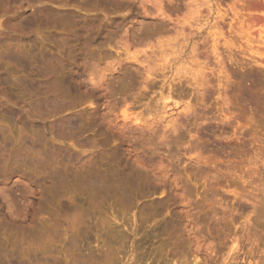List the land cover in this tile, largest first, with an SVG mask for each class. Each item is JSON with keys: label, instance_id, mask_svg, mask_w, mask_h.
I'll use <instances>...</instances> for the list:
<instances>
[{"label": "rangeland", "instance_id": "obj_1", "mask_svg": "<svg viewBox=\"0 0 264 264\" xmlns=\"http://www.w3.org/2000/svg\"><path fill=\"white\" fill-rule=\"evenodd\" d=\"M0 264H264V0H0Z\"/></svg>", "mask_w": 264, "mask_h": 264}, {"label": "bare ground", "instance_id": "obj_2", "mask_svg": "<svg viewBox=\"0 0 264 264\" xmlns=\"http://www.w3.org/2000/svg\"><path fill=\"white\" fill-rule=\"evenodd\" d=\"M104 3H105V2H104ZM124 5H125V4H124ZM250 6H251V5H250ZM244 7H245V9H244L245 11H246V8H247V11H246L244 14H245V15L247 14V17H246V18H249V17L251 16V11H250V9H249L250 7H249L248 4H247V6H245V4H244V5H243V8H244ZM241 11L243 12V10H241ZM234 12H235V11H234ZM243 19H245V18H243ZM144 25H146V24H144ZM146 27H147V26H146ZM140 29H141V28H140ZM151 29H152V28H151ZM142 30H146V29H142ZM142 32H143V31H142ZM135 33H136V32H135ZM143 33H144V32H143ZM145 33H146V32H145ZM105 34H106V33H105ZM132 34H133V33H132ZM139 34H140V32H139ZM144 35H145V34H144ZM144 35H143V36H144ZM147 35H149V34H147ZM137 36H138V35H137ZM87 37H88V36H87ZM98 37H99V36H98ZM112 37H113V36H112ZM131 37H132V36H131ZM145 37H146V35H145ZM105 38H107V37H105ZM75 39H76V38H74V40H75ZM80 39H81V38H80ZM80 39H79V37H77L76 42H79ZM131 39H132V38H131ZM137 39H138V38H137ZM72 40H73V38H72ZM78 40H79V41H78ZM91 40H92V39H91ZM112 40H113V39H112ZM125 40H126V38H125ZM93 41H94V40H93ZM108 41H109V40H108ZM73 42H74V41H73ZM76 42H75V43H76ZM87 42H88V41H87ZM80 43H82V41H81ZM125 43H127V42H125ZM76 44H77V43H76ZM83 44H85V43L83 42ZM94 45H95V44H94ZM72 46H73V48H74L75 44H74V45L72 44ZM76 47H77V46H76ZM87 47H88V46H87ZM95 47H96V46H95ZM80 48H81V46H80ZM90 48H91V47H90ZM91 49H92V48H91ZM91 49H89V50L91 51ZM101 49H102V48H101ZM98 50L100 51V49H98ZM104 50H105V49H104ZM73 51H74V50H73ZM85 51H86V50H85ZM74 52H75V51H74ZM81 52H82V51H81ZM83 52H84V51H83ZM86 52H87V51H86ZM91 52H92V51H91ZM84 53H85V52H84ZM88 53H89V52H88ZM94 53H95V52H94ZM100 53H101V51H100ZM101 54H102V53H101ZM105 54H106V53H105ZM105 54H104V55H105ZM87 56H88V55H87ZM90 56H91V55H90ZM101 56H102V55H101ZM131 57H132V56H131ZM127 59H128V58H127ZM117 61H118V60H117ZM119 63H120V62H119ZM121 63H123V62H121ZM114 64H115V63H114ZM115 65H118V64H115ZM120 68H121V67H120ZM127 68H128V67H127ZM112 69H113V68H112ZM108 71H109V70H108ZM116 71H117V70H116ZM111 72H112V71H111ZM106 73H107V72H106ZM97 74H98V73H97ZM122 74H123V73H122ZM135 75H136V74H135ZM100 76H101V75H100ZM114 76H115V75H114ZM132 76H133V75H132ZM132 76H131V77H132ZM107 77H109V76L107 75ZM116 77H117V76H116ZM119 77H120V76H119ZM119 77H118V78H119ZM131 77H130V78H131ZM97 78H98V77H97ZM103 78H104V77H103ZM114 78H115V77H114ZM118 78H117V80H119ZM125 78H126V77H125ZM98 79L100 80V77H99ZM108 79H109V78H108ZM111 79H112V78H111ZM122 79H123V78L121 77V80H122ZM99 80H98V81H99ZM117 80H116V81H117ZM121 80H120V82H118L119 85L117 84L118 87L122 85V84H120V83H122ZM91 81H92V80H91ZM104 81H105V80H104ZM112 81H113V80H112ZM93 82H94V81H93ZM96 82H97V81H96ZM136 82H137V81H136ZM102 83H103V82H102ZM116 83H117V82H116ZM123 83H125V82H123ZM129 83H130V82H129ZM93 84H94V83H93ZM95 84H96V83H95ZM95 84H94V85H95ZM99 84H100V83H99ZM96 85H97V84H96ZM101 85H102V84H100V85H98V86H101ZM104 85H105V84H104ZM126 85H127V84H126ZM106 86H107V85H106ZM133 86H134V85H133ZM116 87H117V86H116ZM108 88H109V87H108ZM110 88H111V87H110ZM118 89H119V88H118ZM118 89H117V90H118ZM114 90H115V89H114ZM86 93H87V92H86ZM91 93H92V92H91ZM113 93H114V92H113ZM93 111H94V110H93ZM93 111H92V112H93ZM96 112H97V111H96ZM94 113H95V112H93L92 114H94ZM111 113H112V112H111ZM124 113H125V112H124ZM90 115H91V114H90ZM90 115H89V116H90ZM100 115H101V114H100ZM105 115H107V114H105ZM91 116H92V115H91ZM102 116L104 117L103 114H102ZM102 116H100V117H102ZM124 116H125V115H124ZM81 117H82V116H81ZM81 117H80V118H81ZM86 117H87V116H86ZM86 117H85V118H86ZM98 117H99V116H98ZM98 117L95 118V117L93 116L94 119L90 117L91 119H93V120L90 119V121L93 122L95 119L97 120ZM103 117H102V118H103ZM106 117H107V116H106ZM82 118H83V117H82ZM102 118H99V121H101L102 123H103L104 121L106 122L107 119L104 120V121H102ZM109 118H110V117H109ZM83 119H84V118H83ZM104 119H105V118H104ZM127 119H128V118H127ZM87 120H88V119H87ZM135 120H136V119H135ZM78 121H79V119H78ZM83 121H84V120H83ZM85 121H86V120H85ZM85 121H84V122H85ZM88 121H89V120H88ZM99 121H98V124H99V123L101 124V122H99ZM108 121H109V120H107V122H108ZM110 121H112V120H110ZM139 121H140V120H139ZM79 122H81V119H80ZM91 122H89V123H91ZM95 122H96V121H95ZM76 123L79 124L78 122H76ZM86 123H87V122H86ZM126 123H127V122H126ZM136 123H137V122H136ZM80 124H81V123H80ZM91 124L94 125V122L91 123ZM91 124H90V125H91ZM83 125H85V124H83ZM95 125H96V123H95ZM95 125H94V129H95ZM101 125H102V124H101ZM87 126H88V125H87ZM99 126H100V125H99ZM103 126H104V125H103ZM108 126H109V125H108ZM108 126H107V128H108ZM125 126H126V125H125ZM137 126H138V125H137ZM82 127H83V126H82ZM88 127H89V126H88ZM90 127L92 128L93 126H90ZM104 127H105V126H104ZM109 127H110V126H109ZM122 127H124V126H122ZM73 128H74V127H73ZM76 128H77V127H76ZM80 128H81V126H80ZM105 128H106V127H105ZM105 128H104V130H105ZM77 129H78V128H77ZM111 129H112V128H111ZM72 130H74V129H72ZM97 130H98V129H97ZM102 130H103V129H102ZM107 130H108V129H107ZM111 131H112V130H111ZM121 131H122V130H121ZM96 132H98V131H96ZM99 132H100V131H99ZM103 132L105 133V131H103ZM112 132L115 133L114 130H113ZM109 133H110V132H109ZM117 133H118V132H117ZM72 134H73V133H72ZM106 134H107V131H106ZM118 134H120V133H118ZM98 135H99V133H98ZM103 135L105 136V134H103ZM107 135H108V134H107ZM112 135H113V134H112ZM114 135H115V134H114ZM100 136H101V135H100ZM100 136H99V137H100ZM123 136H124V135H123ZM112 137H113V136H112ZM117 137H118V136H117ZM119 137H120V136H119ZM121 137H122V135H121ZM71 138H72V137H71ZM106 138H107V137H106ZM121 139H122V138H121ZM112 140H113V138H112ZM115 140H116V139H115ZM122 140H123V139H122ZM122 140H121V141H122ZM135 140H136V139H135ZM82 141H83V140H81V142H82ZM81 142H79V143L82 144ZM88 142H89V141H88ZM97 142H98V141H97ZM116 142H117V141H116ZM119 142H120V141H119ZM135 142H136V141H135ZM77 143H78V141H77ZM83 143H84V142H83ZM85 143H86V142H85ZM86 144H88V143H86ZM94 144H96V143H94ZM118 144H119V143H118ZM137 144H138V143H137ZM84 145H85V144H84ZM88 145H90V143H89ZM135 145H136V144H135ZM82 146H83V145H82ZM97 146H99V145H97ZM83 147H84V146H83ZM121 147H122V146H121ZM119 148H120V147H119ZM117 149H118V148H117ZM117 149L115 148V150H117ZM120 149H121V148H120ZM120 149H119V150H120ZM133 149H134V148H133ZM111 150H112V149H111ZM111 152H112V151H111ZM114 152H115V151H114ZM114 152H112V153H114ZM116 152H117V151H116ZM117 153H118V154L121 153V154H120V157H119V158H120L119 160H121V155H123V154H122L123 152H120V153L117 152ZM110 154H111V153H110ZM110 154H109V155H110ZM115 154H116V153H115ZM111 155H112V154H111ZM117 156H119V155H117ZM125 156H126V155H125ZM135 156H136V155H135ZM109 157H110V156H109ZM111 157H113V155H112ZM126 157H127V156H126ZM71 158H72V157H71ZM97 158H98V157H97ZM113 158H115V157H113ZM113 158H111V159H113ZM117 158H118V157H117ZM122 158H123V156H122ZM132 158H133V161H132V162L135 163V162H134V159H136V158H134V157H132ZM92 159H93V158H92ZM92 159H91V160H92ZM106 159H107V157H106ZM109 159H110V158H109ZM109 159H108V160H109ZM111 159L109 160V162H110V161L112 162ZM123 159H125V158H123ZM119 160H118V161H119ZM128 160H129V159H128ZM141 160H143V159H141ZM141 160H139V162H140ZM95 161H96V159H94V162H95ZM106 161H107V160H106ZM113 161H114V162H113L114 165L111 164V163H110V165H113V166H114V169H115V162H116V163H118V162L115 161L114 159H113ZM121 161H122V160H121ZM136 161H137V160H136ZM69 162H70V161H69ZM71 162H72V161H71ZM107 162H108V161H107ZM125 162H126V161H125ZM125 162H121V163H125ZM139 162H138V164H140V166L142 165V167H143V166H144V163H143L142 161H141V162H142L143 164H142V163H139ZM92 163H93V161H92ZM92 163H91V165H90V163H89L88 165L92 166ZM127 163H128V162H127ZM127 163H126V164H127ZM136 163H137V162H136ZM119 164H120V163H119ZM128 164H129V163H128ZM138 164H135V165L139 166ZM82 165H83V167H84V164H82ZM96 165H97V163H96ZM96 165H94L95 168H96ZM107 165H108V164H107ZM116 165H117V164H116ZM121 165H122V164H121ZM121 165H119V166H121ZM130 165H132V163H131ZM130 165H126L125 167L122 166L123 168H122V167H117L116 170H113L114 172H111L112 174H114V173H116L115 171L119 170V171H117V174H114V175H113V176H115V175H116V176H115V178H114V183H115V185H112V188H113V187H117V188L119 189V190H118L117 188H115V189H116V194H117V195H120L119 198H117V195H116V198H117V199H122V202H124V203H125V199H127V198H126L127 195L124 196V195H125V192L130 191V190H132L133 188H135V189H133V191H134V190H136L138 187H139V189L141 190L142 187H144V186H141V185H143L145 182H146V184H147V187H151V186H152V184L150 183V181H151L152 179L149 180L152 176H151V177L148 176V173H146V172H144V173L142 174L141 170H140V171L138 170L139 167L136 168L135 165H134V166H133V165L130 166ZM147 165H148V164H147ZM90 166H89V168H90ZM99 166H100V165H99ZM150 166H151V165H150ZM150 166H149V167H150ZM97 167H98V166H97ZM108 167L112 168V166H108ZM152 167H153V166H152ZM99 168H100V167H99ZM120 168H121V169H120ZM86 169H88V167H87ZM103 169H105V168H103ZM112 169H113V168H112ZM112 169H111V171H112ZM139 169H140V168H139ZM83 170H84V169H83ZM90 170H91V169H90ZM90 170L88 169L89 172H90ZM96 170H99V169H96ZM96 170H95V171H96ZM106 170H107V169H106ZM86 171H87V170H85L84 172H86ZM103 171H104V170H103ZM109 171H110V169H109ZM109 171H108V173L111 174ZM146 171H147V169H146ZM81 172H82V171H81ZM89 172H88V175H87V176L90 175ZM100 172H101V171L99 170V173H100ZM105 172H106V171H105ZM118 172H119V173H118ZM148 172L150 173V171H148ZM82 173H83V172H82ZM86 173H87V172H86ZM91 173H92V172H91ZM94 173H95V172H94ZM94 173H93V174H94ZM96 173H98V171H96ZM152 173H153V172H152ZM100 174H102V173H100ZM97 175H98V174H97ZM149 175H150V174H149ZM79 176H80V174H79ZM92 176H93V175H92ZM102 176H103V175H101V176L99 175V177H98V176L96 177V175L94 174V176L91 177V178H90V176L87 177V179L90 178L89 180L86 179V180H87V181H86V180L84 179L86 183H85V182H81V183H82V184L84 183V184L88 185V187H89V185H91L92 187H90L89 189H91V188L93 189V187H94V188L98 187L99 189H97V190H99V191H100V188L103 187L105 190H104V189H102V190H103V192H105L106 189H107V188H105V187H107L106 185H107L108 182H107V181L105 180V178H104L105 175H104V177H102ZM109 176H110V175H109ZM100 177H101V178H100ZM107 177H108V175H107ZM111 177H112V176H111ZM149 177H150V178H149ZM84 178H85V177H84ZM103 178H104V179H103ZM108 178H110V177H108ZM108 178H107V179H108ZM152 178H153V177H152ZM110 179H111V178H110ZM112 179H113V178H112ZM112 179H111V180H112ZM143 180H144V181H143ZM153 181H154V180H153ZM88 182H89V184H88ZM109 182H110V180H109ZM142 182H144V183H142ZM82 184H79V185H81V187H82V186L84 185V184H83V185H82ZM108 184H111V182L108 183ZM112 184H113V182H112ZM148 184H149V185H148ZM150 184H151V186H150ZM86 185H85V187H87ZM144 185H145V184H144ZM110 186H111V185H110ZM140 186H141V188H140ZM145 187H146V185H145ZM82 188H83V187H82ZM110 188H111V187H110ZM110 188H109V186H108V189H107V190L109 191ZM130 188H131V189H130ZM129 189H130V190H129ZM139 189H138V190H139ZM149 189H150V188H149ZM85 190H86V189H85ZM117 190H118V191H117ZM126 190H127V191H126ZM89 191H90V190H89ZM92 191L94 192L95 189H93ZM99 191H98V193H99ZM108 191H106V192H108ZM110 191L112 192V190H110ZM110 191H109V192H110ZM136 191H137V190H136ZM106 192H105V193H106ZM118 192H119V194H118ZM134 192H135V191H134ZM140 192H141V191H140ZM94 193L97 194L96 191H95ZM94 193H93V194H94ZM100 193H102V191H101ZM114 193H115V192H114ZM127 193H128V196H127V197L129 198V193H132V192H127ZM102 194H103V193H102ZM121 194H122V196H121ZM133 194H134V193H133ZM133 194H132L131 196H133ZM141 194H142V193H141ZM114 195H115V194H114ZM137 195H138V194H137ZM95 196H96V195H95ZM131 196H130V197H131ZM138 196H139V195H138ZM112 197H113V196H112ZM114 197H115V196H114ZM122 197H123V198H122ZM124 197H125V199H124ZM133 197H134V196H133ZM116 198H115V200H117ZM96 199H97V198H96ZM111 199H112V198H111ZM129 199H132V197L129 198ZM123 200H124V201H123ZM117 201H118V200H117ZM129 201H130V200H129ZM118 202H119V201H118ZM127 202H128V201H127ZM127 202H126V203H127ZM130 202H131V201H130ZM130 202H128V203H130ZM132 202H133V199H132ZM120 203H121V201H120ZM103 218H104V217H103ZM106 221H107V219H106ZM106 221H104L103 224H104V223H106V225L109 224V222L107 223ZM104 225H105V224H104ZM101 226H102V225H101ZM110 226L113 227L112 224H111ZM95 227H97L96 229H98V225L95 226ZM107 227H108V226H107ZM109 228H110V227H109ZM80 229H81V228H80ZM80 229H79V230H80ZM101 229H103V228H101ZM111 229H112V228H111ZM114 230H115V229H114ZM114 230H112V231H114ZM116 230H117V228H116ZM116 230L114 231V233H115V232H118V231H116ZM118 230L121 231V229H118ZM88 231H89V230H88ZM101 231H102V230H101ZM120 231H119V232H120ZM102 232L104 233L105 230L103 229ZM121 232H122V231H121ZM88 233H89V232H88ZM83 234H84V233H83ZM101 234H102V233H101ZM101 234H99V235H101ZM87 235H88V234H87ZM126 235H127V234H126ZM108 236H109V234H108ZM108 236H107V237H108ZM110 236H111V234H110ZM78 237H79V236L77 235V237H74V238L78 239ZM103 237H104V236H103ZM105 237H106V236H105ZM107 237H106V238H107ZM113 237H114V236H113ZM113 237H111V238H113ZM79 238H80V237H79ZM123 238H124V237H123ZM81 240H82V239H81ZM105 240H106V239H105ZM120 240H121V238H120ZM120 240H119V241H120ZM125 240H126V239H125ZM69 241L72 242L73 239L71 238V240H69ZM75 241H76V240H74V242H75ZM103 241H104V240H103ZM74 242H73V243H74ZM76 242H77V241H76ZM73 243H72V244H73ZM77 243H78V242H77ZM116 243H117V242H116ZM80 244H81V243H80ZM118 244H119V243H118ZM81 245H82V244H81ZM81 245H80V246H81ZM69 247H72V245H70ZM74 247H75V246H74ZM108 247H109V246H108ZM110 247H111V245H110ZM75 248H77V247H75ZM75 248H72V250L75 249ZM80 248H81V247H80ZM85 250H86V249H85ZM105 250H107V249H105ZM118 250H119V249H118ZM120 250H121V248H120ZM98 251H99V250H98ZM98 251H96V253H93V254L96 255ZM101 251L103 252L104 250H101ZM101 251H100V252H101ZM107 251H108V250H107ZM107 251H106V252H107ZM115 251H116V250H115ZM115 251H111L110 254L112 255V252L114 253ZM79 252H80V251H79ZM106 252H103V255H105ZM86 253H87V252H86ZM98 253H99V252H98ZM78 254H79V253H78ZM90 254H91V253H90ZM90 254H89V255H90ZM93 254H92V255H93ZM99 254H102V253H99ZM110 254H109V256H111ZM68 255H69V254H68ZM75 255H76V254H75ZM75 255H74V256H75ZM89 255L87 254V257H89ZM103 255H101V256H102L103 258H105V256H107L108 254L106 253L105 256H103ZM113 255L115 256V253H114ZM96 256H97V255H96ZM85 258H86V257H85ZM90 258H91V255H90ZM92 258H93V257H92ZM112 258H113V257L111 256V258H108V260H109V259L111 260ZM114 258H115V257H114ZM73 259H74V258H73ZM73 259H72V260H73ZM82 260H83V259H82ZM82 260H81V261H82ZM112 260H114V259H112ZM112 260H111V261H112ZM97 261H99V259H98ZM69 262H70V261H69ZM72 262H73V261H72ZM72 262H71V263H72ZM77 262H78V261H77ZM83 262H84V261H83ZM103 262H106V261H103ZM111 263H112V262H111Z\"/></svg>", "mask_w": 264, "mask_h": 264}]
</instances>
